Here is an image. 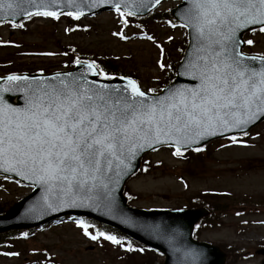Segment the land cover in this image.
<instances>
[{"label":"snow or ice","instance_id":"snow-or-ice-1","mask_svg":"<svg viewBox=\"0 0 264 264\" xmlns=\"http://www.w3.org/2000/svg\"><path fill=\"white\" fill-rule=\"evenodd\" d=\"M20 2L36 7L34 13L24 11L25 17L58 14L47 8L59 0ZM67 3L74 5L76 0ZM107 3H112L123 19L125 12L134 16L147 8L149 0H89L88 6ZM0 9L12 17L21 11L17 0H0ZM67 14L78 18L82 12ZM176 15L179 27L186 28L190 37L177 75L190 78L194 84H170L157 92L142 90L127 76L120 77L125 81L122 85L100 83L88 79L87 74L113 77L95 60L79 58L73 61L83 69L78 74L29 77L11 73L0 77V171L38 185L40 208L56 212L61 208L104 207L115 212L120 179L132 171L131 160L140 152L167 144L175 147L174 156H181V146L187 148L234 129L247 135L243 130L264 118V53L243 52L242 45H253L254 41L241 37L243 31L264 34V0H185ZM8 23L23 27L11 20ZM113 35L126 39L123 32ZM157 63L161 69L166 67L159 60ZM15 93L22 94V103L10 102V94ZM231 139L236 141L235 136ZM35 210L33 206L28 211ZM77 223L92 241L102 238L128 252L135 250L115 235L93 234L88 224ZM140 227L170 245L175 243V233H168L160 224ZM174 251L181 253V264L201 260L198 250L174 247Z\"/></svg>","mask_w":264,"mask_h":264},{"label":"rangeland","instance_id":"rangeland-1","mask_svg":"<svg viewBox=\"0 0 264 264\" xmlns=\"http://www.w3.org/2000/svg\"><path fill=\"white\" fill-rule=\"evenodd\" d=\"M178 2L165 1L157 10L170 9ZM123 19L107 10L80 21L41 15L27 19L23 27L0 24L4 44L0 46V73L63 70L76 58L88 57L104 65L115 64L118 72L130 75L141 87L161 88L181 55L185 28L156 21L146 29L147 35H140L131 24L125 26ZM117 32H123L126 39L113 35ZM249 39L254 44L246 51L264 53V34L252 32ZM158 60L166 65L164 69ZM252 130L243 138L245 146L233 145V140L212 142L207 157L186 160L174 156L170 147L146 153L143 169L125 185L130 204L145 209L175 208L205 190H225L245 198L242 205L228 207L221 225L202 231L199 239L228 247L226 264H261L264 255L256 250L264 245V212L252 200L264 203V121ZM29 191L28 186L1 179L0 212ZM9 241L15 246L9 253L0 252V264H160L162 260L153 252L135 247L128 252L102 238L92 241L70 217L40 226L27 238Z\"/></svg>","mask_w":264,"mask_h":264},{"label":"water","instance_id":"water-1","mask_svg":"<svg viewBox=\"0 0 264 264\" xmlns=\"http://www.w3.org/2000/svg\"><path fill=\"white\" fill-rule=\"evenodd\" d=\"M161 1L162 0H160V2ZM17 2L20 3V8H21V11L19 12V14H17L15 17H12L9 15H6L3 12V10L0 9V20L8 19V20H12L16 22L20 18L25 17L24 11H27L28 13H34L36 11L35 5L29 4L27 2L21 3L20 0H17ZM5 3H7V0H5ZM107 4H110L113 6L112 3H107ZM107 4H100L99 6L95 8H90L88 6L89 0H76V4L74 5L68 4L67 0H59V3L57 4H50L47 10L57 11V12H61V11L76 12L77 10H79L82 12V14H88L91 12L99 11L100 9H102V7L107 6ZM158 4L154 3V0H149L148 7L141 9L140 11L136 13V15H145L151 9L156 7ZM77 5H79V9L77 8ZM184 6H185V0H182L180 4H178L175 8L171 10V14L178 21L180 20L178 16L176 15V13L177 11L182 10ZM121 8L124 9L123 5L121 6ZM242 33H241V37H242ZM189 44H190V37L188 35V43L185 48L183 57L176 67V76L174 80L168 85L172 84V85L178 86V85H190V84L195 83V81L191 80L188 77L177 75V73L181 70V65L185 58V54L187 50L189 49ZM249 55H252V54H249ZM82 70L83 69L81 68L80 65L75 64V67L73 69L67 70V71H61V72H69L73 74H78ZM55 73H51V74L22 73V74H17V75H27L29 77L31 76L52 77ZM87 75H88V79L96 80L100 83H107V84H112V85H122L125 83V81L120 79V77H123V76H114L110 80H104V79L96 78V76H93L91 73H88ZM4 76H0V77H4ZM168 85H166V87ZM10 102L22 103V94L21 93L10 94ZM261 119L263 118L257 119L243 131L248 130L251 126L255 125ZM238 132H242V131L234 129L229 132H225L223 134L209 136V137H206L202 140H199L193 143L190 147H187V148L202 145L206 143L207 141H209L210 139H213L216 137L226 136V135L238 133ZM181 148H185V147L181 146ZM145 150H148V149H145ZM144 151L140 152L134 159L131 160L132 171L128 173L127 175H124L120 179L119 186L117 187L116 192H115V196H116L115 212H108L107 209L104 207L95 208V209L89 208V207L61 208L60 210L56 212L48 211V210L40 208V204L42 203V201L39 200L41 196V191L38 185H34V190L29 196L19 201L13 207L8 209L4 215L0 216V231L6 230L9 228H22V227L31 226V225H38L39 223L47 219L59 216L61 214H66V213L84 214L90 217L97 218L103 222L113 224L117 226L118 228L124 230L126 233L130 234L134 238L142 241L143 243L147 245H150L158 249L160 252L164 254V261L162 264H181V260L183 259V257L181 256V253L174 251V247L175 248L183 247L186 249L191 248V249L198 250L202 254V256H201V260L197 261V264H224L225 255L218 249V247L210 245L206 242L195 241L190 236L193 223L200 216L205 214V210L203 208L183 209V210H177V211H159V210L146 211V210L130 208L125 205V199L121 194L122 186L124 184V181L127 179V177L135 171L138 165V159ZM0 174L13 176V177H16L22 180L23 182L27 184H32L31 181L25 180L22 177H17L13 173H4L3 171H0ZM33 206H35L36 210L31 211V212L28 211ZM125 218H129L131 220V223L123 222ZM143 224H160L161 227L164 228L168 233H175L174 245H170L169 241L166 239L158 238L154 234L144 231L140 227V225H143Z\"/></svg>","mask_w":264,"mask_h":264},{"label":"trees","instance_id":"trees-1","mask_svg":"<svg viewBox=\"0 0 264 264\" xmlns=\"http://www.w3.org/2000/svg\"><path fill=\"white\" fill-rule=\"evenodd\" d=\"M158 19L166 20L169 22H173L172 18L170 17L168 11L161 10L159 12H152L145 18H139L135 19L136 23L138 24H146V23H153L154 21H157ZM109 65V66H108ZM107 68L105 69L104 66H100V68L107 74L116 72L117 68L115 64H112L111 62H108Z\"/></svg>","mask_w":264,"mask_h":264}]
</instances>
